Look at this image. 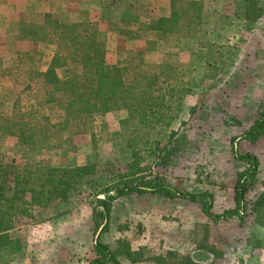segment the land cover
<instances>
[{"label": "rangeland", "instance_id": "1", "mask_svg": "<svg viewBox=\"0 0 264 264\" xmlns=\"http://www.w3.org/2000/svg\"><path fill=\"white\" fill-rule=\"evenodd\" d=\"M33 1L0 0L1 68L13 65L16 53L26 50L41 52L42 69L47 68L52 48L18 41L10 31L14 22L24 21L30 13L52 11L69 15L71 21L96 22L110 63L125 51L142 46V42L125 41L110 29L112 23L146 22L169 13V9L153 10L148 7L150 0H142L135 9L116 11L112 21L100 23V17L89 10V0ZM200 1L204 5L201 34L195 39L159 43L156 51L147 54L151 63L159 62L162 53L177 54L195 79L193 94L185 98L170 126L177 132L173 141L176 152L163 165L151 145L138 143V157L148 167L145 177L149 182L165 183L184 193H209L211 211L222 214L236 208L234 185L248 167L235 153L255 155L259 165L245 197L246 209L228 220L213 222L199 203L159 194H132L116 199L107 222L97 225L94 195L121 182L132 160L126 144L127 114L116 111L98 120L95 137L65 133L64 154H36L37 159L54 165L93 163L96 173L81 180L67 202L36 209L30 218L17 223L11 235L20 240L22 250L9 264H88L96 239L113 250L122 244L119 241L128 243L133 251L142 250L146 260H124L123 264H154L152 257H165L169 252L176 254L169 264H179L181 257L201 264H264V227L256 225L250 204L264 192V136L254 143L242 137L264 100V14L257 22H248L243 18L242 0ZM57 73L67 75L63 69ZM11 97L9 86L0 81V102L6 110ZM17 149L15 138L0 136V153L7 162L26 159ZM257 241H261L260 247ZM210 247L215 253L209 252Z\"/></svg>", "mask_w": 264, "mask_h": 264}, {"label": "trees", "instance_id": "2", "mask_svg": "<svg viewBox=\"0 0 264 264\" xmlns=\"http://www.w3.org/2000/svg\"><path fill=\"white\" fill-rule=\"evenodd\" d=\"M169 1L166 16L110 25L125 41L142 42L141 47L125 51L113 63L107 60V46L99 36L96 22L71 21L69 15L48 11L30 13L24 21L12 24L10 31L16 40L49 46L52 57L43 70L41 52L18 51L13 65L0 67V81L9 86L12 95L9 109L0 102V136L15 138L18 153L26 156L24 161L15 163L7 162L0 153V264H9L22 250L20 240L11 235L21 219L30 218L36 209L67 202L81 180L96 173L93 163L54 165L37 159L36 154H64L65 133L95 137L98 120L116 111L127 114L126 144L132 160L127 173L119 177L121 182L94 195L97 225L107 222L116 199L132 194H159L199 203L213 222L228 220L246 209L245 197L259 165L255 155L235 153V158L248 167L234 185L236 208L222 214L211 211V194L184 193L165 183L149 182L145 177L148 167L140 164L138 143L151 145L160 164L169 163L176 152L173 141L177 135L170 126L181 112L185 98L195 89L191 70L177 54L162 53L156 63L147 60V54L156 51L159 43L195 39L203 31L202 1ZM242 1L243 18L257 22L264 14V0ZM61 69L67 73L65 77L58 75ZM262 136L264 100L257 118L242 135L250 143ZM101 194L104 198H98ZM250 204L256 225L264 227V192ZM119 242L122 244L113 250L96 239L88 264L146 260L142 250L133 251L128 243ZM256 244L262 245L261 241ZM209 252L215 253L211 247ZM175 255L169 252L151 260L154 264H169ZM179 264L201 263L181 257Z\"/></svg>", "mask_w": 264, "mask_h": 264}, {"label": "crops", "instance_id": "3", "mask_svg": "<svg viewBox=\"0 0 264 264\" xmlns=\"http://www.w3.org/2000/svg\"><path fill=\"white\" fill-rule=\"evenodd\" d=\"M35 1V0H34ZM33 1V3H34ZM92 6L89 10L94 15L100 17V23L112 21L116 11L126 12L135 9V6L142 0H89ZM85 3L86 0H83ZM151 9L153 10H167L170 7L169 0H150ZM104 19V21H103ZM106 20V21H105Z\"/></svg>", "mask_w": 264, "mask_h": 264}]
</instances>
